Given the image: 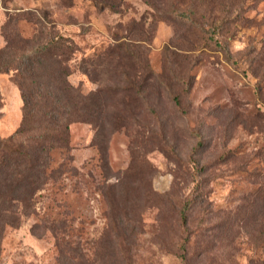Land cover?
I'll list each match as a JSON object with an SVG mask.
<instances>
[{
    "label": "rangeland",
    "instance_id": "374dc122",
    "mask_svg": "<svg viewBox=\"0 0 264 264\" xmlns=\"http://www.w3.org/2000/svg\"><path fill=\"white\" fill-rule=\"evenodd\" d=\"M233 2L237 17L217 30L220 20L163 14L169 1L159 11L147 0H113L116 10L92 0H0V47L8 14L30 10L44 27L52 23L79 44L68 79L98 109L70 125L68 157L54 154L56 164L66 158L58 182L28 206L0 197V264L264 259V0ZM19 24L26 37L47 32ZM11 75L0 72L1 137L22 120ZM130 85L141 91L122 90ZM195 157L206 165L197 178ZM188 199L192 236L182 262L179 211Z\"/></svg>",
    "mask_w": 264,
    "mask_h": 264
},
{
    "label": "trees",
    "instance_id": "16d2710c",
    "mask_svg": "<svg viewBox=\"0 0 264 264\" xmlns=\"http://www.w3.org/2000/svg\"><path fill=\"white\" fill-rule=\"evenodd\" d=\"M162 1L170 2L169 9L164 10ZM220 1L222 0H147L153 8L164 10L163 14L168 15L170 12L187 22L202 19L212 23L214 19L220 20L217 30L225 27L235 11V17L238 13V8L233 9L235 0H225L219 9V16H213L215 5ZM92 2L95 6L113 10L117 8L113 0ZM43 13V18H47V13ZM22 19L43 25L40 16H36L33 11L23 10L8 14L1 27L5 44L0 47V72L12 73V81L19 88L23 103L19 127L7 137L0 136V197L6 199L9 196L8 203L11 205L12 199L16 198L22 205L28 206L37 190L45 188L49 182H58L66 173V158L56 164L54 154L60 152L68 157L71 148L70 125L76 121H87V116L98 109L91 106L92 95L82 93L68 79L71 61L76 60V53L81 51L79 44L73 38L56 31L52 23L45 27L43 25L47 32L23 36L19 28ZM109 51L115 56L114 47ZM109 53L106 56L96 54V57L102 60ZM122 90L139 93L141 87L130 85ZM2 105L0 94V108ZM195 136L197 142L193 154L199 156L203 141L199 133H195ZM99 148L104 152L101 145ZM193 163L197 178L198 172L205 170L206 165L199 167L197 157L193 159ZM191 204L188 199L179 211L183 232L178 256L182 262L188 260L192 236L188 229ZM261 235L264 236V221ZM117 236L119 238L120 234L117 233ZM248 263L264 264V259L251 258Z\"/></svg>",
    "mask_w": 264,
    "mask_h": 264
}]
</instances>
